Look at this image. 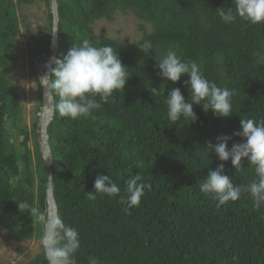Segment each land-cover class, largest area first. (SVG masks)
Segmentation results:
<instances>
[{
    "label": "trees",
    "instance_id": "16d2710c",
    "mask_svg": "<svg viewBox=\"0 0 264 264\" xmlns=\"http://www.w3.org/2000/svg\"><path fill=\"white\" fill-rule=\"evenodd\" d=\"M39 1L48 7L47 0H0V229L17 241L41 239L44 230L29 209L21 213L18 208L27 202L44 213L47 180L37 142L32 154L27 129L18 126L19 99L9 77L12 45L19 35L17 9ZM57 2L56 58L62 60L72 44L87 39L117 50L129 77L101 109L72 120L55 107L48 126L57 215L79 233L76 264H89L92 257L99 264H264V206L255 208L251 196L242 192L218 210L199 191L209 171L222 163L208 153L207 144L231 137L230 150L240 142L234 135L241 130L240 119H264V24L222 22L217 10L233 8L232 0ZM116 12L133 14L151 31L126 49L95 34L92 25L113 21ZM51 19L49 11L48 33ZM145 41L153 45L147 55L140 49ZM169 48L183 60L195 61L208 81L234 91L231 116L217 118L194 104L195 122L168 121V91L179 88L185 101L190 100L187 76L173 83L159 75L156 55ZM49 54L50 35L34 56ZM152 88L159 91L153 94ZM38 94L42 103L39 85ZM53 98L56 105L59 98ZM9 120L19 131L14 138ZM19 135L23 139L15 146ZM223 163L224 174L236 185L256 179L247 161L239 172L231 160ZM136 173L151 190H145L138 207L125 211V182ZM98 174H107L120 194L88 199ZM28 264H48L45 253Z\"/></svg>",
    "mask_w": 264,
    "mask_h": 264
},
{
    "label": "clouds",
    "instance_id": "9594fccd",
    "mask_svg": "<svg viewBox=\"0 0 264 264\" xmlns=\"http://www.w3.org/2000/svg\"><path fill=\"white\" fill-rule=\"evenodd\" d=\"M232 3L234 7L227 11L223 8L217 10L222 22L228 24L240 19L252 25L264 24V0H232ZM140 49L147 55L153 45L151 41H145ZM156 67L162 79L173 83L179 82L183 76L188 77V102L179 88L167 92L165 103L170 123L176 124L181 119L195 122L194 104L201 105L205 112L211 110L217 118L232 115L234 91L208 81L195 61L183 60L169 48L161 56L156 55ZM126 69L112 46H95L84 39L79 44H72L62 60L51 59L48 71L40 78L39 87L44 93L59 98L55 107L61 117L77 120L101 109L116 90L124 89L129 78ZM158 91L152 88L153 94ZM240 127L241 130L234 133L240 137V142L234 143L230 150L228 142L231 137H219L216 145L209 142L206 147L208 153L214 152L222 163L216 170L209 171L199 184V191L215 201L218 210L228 202L238 200L242 192L251 196L255 208L264 206V119H240ZM229 160L237 172L244 169L242 162L247 161L254 169L256 179L246 186L234 184L224 174L223 162ZM140 166L138 163L137 167ZM145 190H151V185L144 182L141 174H133L126 180L127 195L122 198L127 206L125 211L139 206ZM120 192V187L107 174H98L94 191L88 193L87 198L95 199L97 194L114 197ZM18 208L21 213V210L29 209L32 216L43 222L41 244L48 264H76L75 253L80 247L76 229L66 225L59 215L46 216L27 202L18 203ZM89 264H99L98 258H90Z\"/></svg>",
    "mask_w": 264,
    "mask_h": 264
},
{
    "label": "rangeland",
    "instance_id": "374dc122",
    "mask_svg": "<svg viewBox=\"0 0 264 264\" xmlns=\"http://www.w3.org/2000/svg\"><path fill=\"white\" fill-rule=\"evenodd\" d=\"M15 1V0H12ZM19 35L12 45L9 77L19 99L18 126L25 127L29 136L27 148L34 153V142L38 145V129L42 103L39 101V68L47 61L49 55L34 56L36 47L42 45L48 35L49 8L44 2L22 6L17 9ZM92 29L95 34H102L115 40L120 48H129L140 41L144 33L151 31V26L137 19L131 13L116 12L113 21L97 20ZM6 125L14 138L18 128L12 121ZM13 143L18 146L23 137L17 136ZM39 148V145H38ZM36 189L34 190L35 193ZM44 252L41 239L15 240L2 228L0 229V264H28Z\"/></svg>",
    "mask_w": 264,
    "mask_h": 264
},
{
    "label": "water",
    "instance_id": "95a60500",
    "mask_svg": "<svg viewBox=\"0 0 264 264\" xmlns=\"http://www.w3.org/2000/svg\"><path fill=\"white\" fill-rule=\"evenodd\" d=\"M48 8L51 13V37H50V54L46 59L47 61L39 68V79L45 75L48 71V66L52 58H56L58 52V2L57 0H47ZM53 32H56L53 34ZM41 102H42V113L40 115V127L38 129V145L39 153L43 160L44 168L46 171V192H45V212L46 216L57 215V205L53 193V175H52V154L48 143V126L52 121L55 103L53 95L44 93V89L41 88ZM51 178V181L49 180ZM46 258V257H45ZM47 260V259H46ZM48 263V261H47Z\"/></svg>",
    "mask_w": 264,
    "mask_h": 264
}]
</instances>
